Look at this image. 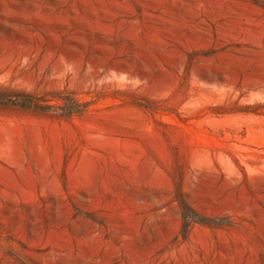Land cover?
<instances>
[{
    "label": "rangeland",
    "instance_id": "1",
    "mask_svg": "<svg viewBox=\"0 0 264 264\" xmlns=\"http://www.w3.org/2000/svg\"><path fill=\"white\" fill-rule=\"evenodd\" d=\"M0 264H264V0H0Z\"/></svg>",
    "mask_w": 264,
    "mask_h": 264
},
{
    "label": "trees",
    "instance_id": "2",
    "mask_svg": "<svg viewBox=\"0 0 264 264\" xmlns=\"http://www.w3.org/2000/svg\"><path fill=\"white\" fill-rule=\"evenodd\" d=\"M38 101L34 102L31 99H25L24 102H17L16 104H18L20 107L25 108V109H33V110H37V111H42V112H46L48 111L45 106L43 104H41L39 102V99H37ZM75 111H79V110H74L73 108H70V110H68L66 113H73Z\"/></svg>",
    "mask_w": 264,
    "mask_h": 264
}]
</instances>
